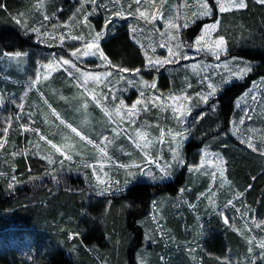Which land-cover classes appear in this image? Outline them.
<instances>
[{
  "label": "trees",
  "instance_id": "obj_1",
  "mask_svg": "<svg viewBox=\"0 0 264 264\" xmlns=\"http://www.w3.org/2000/svg\"><path fill=\"white\" fill-rule=\"evenodd\" d=\"M41 1L0 0V72L6 53H34L39 49L29 27L42 15L61 23L77 14L78 0H45V14L39 7ZM207 1L214 11L213 18L200 20L182 32L181 41L191 44L203 25L219 21L216 35H223L228 47L219 60H236L239 66H252V71L193 113L191 120L203 113L205 116L196 124L195 136L184 148L185 164L173 181L134 182L119 193L95 196L88 187L85 175L88 170L83 173L67 170L65 165L61 167V156L51 166L29 147L37 135L23 137L21 126L14 125L16 129L10 131L7 146L0 148V264H139V256L145 253L150 264H194L189 255L176 256L171 249L192 242L193 231L199 229L198 218L184 202L187 199L195 203L205 189L203 184L191 190L189 172L190 166L199 163L200 152L205 148L221 155L226 162L230 186L222 195L221 206L233 195L242 193L235 204L240 211L229 208L236 224L241 226L243 219L264 222V154L253 151L230 134L233 122L241 114L238 100L264 76V5L247 0L245 9L220 14L215 1ZM63 14H66L63 21L53 19ZM104 14L91 19L98 29L106 20ZM104 24L107 38L101 47L112 66L129 69L128 72L144 70L147 61L132 40L127 18L115 15ZM185 63L181 61L178 65ZM181 79L182 74H174L163 77L161 84L170 80L177 91L182 88ZM155 207L164 210L165 229L171 230L177 239V242L168 240L171 249L164 256L165 263L161 262L165 237L161 239L154 230H148L153 227ZM202 219L208 235L203 242L195 240L198 264H264L251 260L249 245L242 235L218 213L206 214ZM149 232L155 234V246L147 240ZM146 244L154 248L153 256L146 251ZM29 252L33 253L32 260L26 258Z\"/></svg>",
  "mask_w": 264,
  "mask_h": 264
},
{
  "label": "rangeland",
  "instance_id": "obj_2",
  "mask_svg": "<svg viewBox=\"0 0 264 264\" xmlns=\"http://www.w3.org/2000/svg\"><path fill=\"white\" fill-rule=\"evenodd\" d=\"M78 1L77 14H73L67 21H63L66 15L63 14L57 17L53 16L54 20L63 21L61 23L53 22L48 15V20H45V15H42L40 19L33 22L32 26L29 27V32L36 36L37 44L40 46L39 49L34 53L28 52L27 56L11 59L7 57L2 65V72H0V84L3 85L0 87V148L7 146L10 131L16 129L13 126L20 125V134L23 137L37 135L29 146L31 150L38 153L46 162H48V157L56 161V157L61 155L47 143V140H51L62 151L72 155V160H66L63 164L67 170L83 173L88 170L89 173L85 174L88 187L95 196L119 193L130 187L134 182L166 184L173 181V177L181 170L183 165L177 167L172 160L171 149L175 145L169 130H172L173 133L184 129L188 130L184 132V135L188 138L183 140L180 148L181 155L184 158V148L191 141L190 139L195 136L196 124L201 120L197 119L198 117L191 120V117L197 109H202L208 104L200 101L196 94L207 95L210 91L207 84L212 83L218 90L215 95L209 97V100L218 96L225 87L243 79L249 73L247 72L239 78L233 75L234 72L247 66L237 65L236 60H217L210 53L198 52L195 46L187 47L181 41L182 32L190 29L200 20L213 18L214 11L211 16H204L199 19L193 17V13L203 11L201 4L205 0H141L139 8L140 11L145 13V17H140L139 13L136 12L138 5L135 0ZM214 1L216 3V0ZM256 1L258 2V0ZM244 2L247 3V0H244ZM221 3L231 8L230 11L224 13L246 8L235 7L233 0H221ZM235 3L238 4L239 0H235ZM39 7L43 14L47 13L45 0L40 2ZM102 13H105L106 20L104 23L110 21L115 15L119 18H127L132 40L142 50L144 56L147 52L153 60L167 58V47H160L162 43H166L174 50L187 53V59L178 61L186 63L178 65V62H176L155 67L146 64V68L137 73L136 71L120 72L112 64L109 66L107 63L102 62L98 56L88 60H76L71 56V52L75 48L82 47V42L71 40V36H84L87 40L89 32L92 35H95L96 32H102L103 38L100 41V47L107 38L104 31L105 24L102 22L101 28L98 29L91 22L92 18ZM153 15H156L157 19L152 20ZM78 16H82V19ZM85 16L88 17L87 23L84 21ZM170 17L174 23H178L181 27L178 29L166 27ZM185 22L188 23L187 28L182 26ZM213 23H218V28L211 33V40L218 37L216 34L220 29L219 21L206 24ZM34 28L40 29L41 35L39 37L33 31ZM44 33L50 35L46 36ZM61 36L64 37L63 44L60 40ZM169 36L176 37V39L169 41ZM177 44L181 45L179 49H176ZM191 44H195V38L192 39ZM153 48L155 49L154 53ZM227 52L226 43V51L222 52L220 57ZM60 57L71 60L82 71L109 72L111 76L103 83L97 84L90 80L87 85L82 87L80 86V84H83L82 79L78 84L76 78L68 76L65 69L72 71L74 76H78V73L70 65L52 72H47L42 68V65L47 64L49 61H59ZM210 58L213 61L208 60ZM168 65H177V67L170 68ZM38 70L40 79L36 81ZM174 74L178 76L182 74V88L177 91L173 88V82L170 80L161 84L163 77L169 78ZM45 75H47V79H44ZM205 75L209 79L201 84L200 81ZM33 81L36 82L33 83ZM128 81L133 83L129 84ZM142 81H147L149 86L155 82L156 87L145 86ZM59 84H61L62 89H59ZM189 84H191V87H188ZM141 91L144 92L143 97L140 96ZM22 96L24 97L23 101L20 99ZM105 96H107V99H105ZM170 96H186L189 98L175 102L177 106L183 105L191 109V114L187 116L183 125L178 124L174 117L173 101L169 99ZM157 97L159 99H156ZM121 99L124 100L125 107L120 109V115H117V106ZM137 99H141L142 103L137 106V110H135L137 114L132 116L130 121L128 113L133 111L131 105ZM44 100L48 101L51 109L44 104ZM238 101V111L241 114L233 122L230 134L240 141L250 139L257 147V151L264 153V76L257 79ZM20 104H23L22 108L19 107ZM145 104H147L146 111L144 110ZM52 109H55L56 114L60 117L59 119L53 114ZM153 109H156V111L152 112ZM211 109L213 110L214 107ZM202 115L204 117L205 113ZM155 119L158 120L154 121ZM241 119L244 120L243 124L240 123ZM61 120L64 121L63 124L60 122ZM68 125L76 128L86 139L82 141L79 136L71 131ZM5 129H7L6 132ZM36 129H39L38 134L35 131ZM113 129L116 131L114 132ZM161 129L164 131L163 143L160 142ZM137 132H140L144 138L141 139ZM41 135L46 139L40 140ZM177 139H180V137H177ZM87 140H91L93 143L88 144ZM65 145H71L72 147L68 149ZM137 145L140 146L137 147ZM101 148L104 149L107 155L100 151ZM205 152L208 153L206 157L204 156ZM217 156L222 157L205 148L200 152L199 163L189 168L191 169L189 170L191 190L205 184V189L199 194L195 203H191L187 199L184 202L199 221V229L194 230L193 236L191 235V239L193 237L192 242L186 244L183 242L181 246L177 245L174 249H171L169 241L177 242L176 236L171 230H166L167 217L164 215V210L154 208L151 218L153 227L148 228V230L152 229L160 238L165 237L166 239L161 238L164 241L165 248L161 262H166L164 256L171 249L173 255H189L188 258L194 264L200 263L196 254V247H194L195 240L198 243L200 240L203 242L208 235L207 225L202 217L212 213H218L223 221L224 216H227L228 223L226 224L240 233L244 242L251 248V252L248 250L251 260L253 262H264V249L259 247V244L264 241V222L243 219L241 226L236 224L234 214L229 211V208L237 209L239 207L235 204L239 202L240 196L233 195L231 200L234 206L225 207L227 203L221 206L222 195L228 191L230 182L227 179L226 162L223 159V164L220 165ZM61 157L64 159L63 156ZM202 160L203 166H201ZM157 164L160 167L172 165L168 169L170 174L161 179L164 174ZM85 165H88V167H85ZM135 165H139V167ZM218 166L224 169L223 177L218 174ZM93 169H95V174H93ZM214 171L217 172L215 178L212 176ZM148 172H151L157 179L153 180L149 177ZM129 173H132V175H129ZM97 176L104 183H100ZM105 189L107 191H104ZM209 189H211V193ZM101 191H103V194L98 195L97 193ZM257 224L260 226L257 227ZM147 240L154 246L157 244L155 234L150 232ZM148 245L146 244V251L149 250L151 256H153L154 248L151 249ZM43 256V253L40 254L39 261ZM33 257V253L29 252L26 258L32 260ZM138 263L150 264L148 253L139 256ZM102 264L108 263L102 262Z\"/></svg>",
  "mask_w": 264,
  "mask_h": 264
},
{
  "label": "snow or ice",
  "instance_id": "obj_3",
  "mask_svg": "<svg viewBox=\"0 0 264 264\" xmlns=\"http://www.w3.org/2000/svg\"><path fill=\"white\" fill-rule=\"evenodd\" d=\"M136 4L138 5V7L136 8V12L139 13L140 17H145V13L140 11L139 5L141 3V0H135ZM258 2L261 5H264V0H258ZM234 6L238 7V8H245L247 7L246 3L244 2V0H239V3L236 4L235 0H233ZM216 6L218 7L219 12L224 13L227 11H230L231 8L229 6H225L224 4L221 3V0H216ZM201 8L203 9L202 12L200 13H193V17L194 19H199L202 18L204 16H211L213 15V9L212 7L209 6V3L207 2V0H205L204 3L201 4ZM117 15H119V13H117ZM162 18V17H161ZM45 20H48L49 17L47 15H45L44 17ZM152 20L157 19L156 15H153ZM178 19V17H177ZM88 17L85 16L84 17V21L85 23H87ZM19 22V21H18ZM183 28H187L188 27V23L185 22L183 25ZM166 27L168 28H176L178 29L179 27H181V25H179L178 23H174L173 19L170 17ZM218 28V23H213V24H206L203 26V28L201 29L200 35L196 36L195 38V44H187V47H196V51L198 52H206V53H210L213 57H215L217 60L220 59V55L222 52L226 51V39L223 35H219L218 37H216L214 40H211V33L215 32ZM33 31L36 33L37 37H39L41 35L40 29L39 28H34ZM44 35H50L49 33H44ZM164 35V34H162ZM103 38V33L102 32H96L95 35H92L91 32L88 33V39L86 40L84 36H71L70 39L71 40H79L82 42V47H78L75 48V50H73L71 52V56L73 58H75L76 60H80V59H84V60H88L89 58H95V57H99V59L102 62L107 63L109 66H111V62L108 60V57L105 55L104 51L101 49L100 47V41ZM173 39H176V37L173 36H169L168 40L171 41ZM61 43L63 44L64 41V37L61 36L60 37ZM160 47H167V52H168V57L161 60L159 58L153 60L151 56H149L147 54V52L145 53V58L147 60V64L151 67H155L157 65H162V64H170V63H176L179 60H183V59H187V53H182L178 50H174L173 47L169 46L166 43H162L160 45ZM181 47L180 44L176 45V49H179ZM153 53L155 52V49L153 48ZM7 57H9L10 59L13 57L19 58L22 56H27V53H21V52H16V53H6L5 54ZM71 66L72 69H75L76 73H78V76H74V73L72 71H68L67 69H65L67 71V74L69 77L72 78H76L78 84H80V80L82 79L83 84H80V86H85L87 85V83L91 80L97 84L103 83L105 82L108 77L111 76V73L106 72V73H93V72H88V71H82L80 68L77 67V65L75 63H73L71 60L69 59H64L63 57H60L59 61L53 62V61H49L47 64L42 65V68L47 71V72H52L58 68L64 67V66ZM118 71L120 72H128L130 71L129 69L126 68H119ZM137 73H139V69L135 70ZM252 71V66H247L245 68L240 69L239 71H236L233 73L234 76H236L237 78L242 77L245 73L247 72H251ZM47 75L44 76V79H47ZM40 79V72L39 70L37 71V76H36V81H39ZM209 77L207 75H205V77H203L200 81L201 84H204L206 80H208ZM36 81H33V83H35ZM129 84H132V81H128ZM142 83L145 86H149L147 81H142ZM149 87L151 88H155V82H153ZM188 87H191V84L188 85ZM207 88L210 89V91L208 92L207 95H201L200 93H197L196 95L199 97L200 101H202L203 103L207 104L209 101V97L212 95H215L217 93V87L214 86L212 83H208L207 84ZM87 90V89H86ZM111 90V89H110ZM27 95V94H25ZM140 96L143 97L144 96V92L141 91L140 92ZM95 98V97H93ZM115 98V97H113ZM254 98V97H253ZM21 101H23L24 97L22 96ZM105 99H107V96H105ZM156 99H159L158 97ZM170 100L173 101V113H174V117L177 120L178 124L183 125L186 122L187 116L191 114V109L190 108H186L183 105H179L177 106L175 104L176 101H179L181 99H189L188 97H181V96H170L169 97ZM44 104H46L50 109H51V105L48 104L47 100L43 101ZM142 103L141 99H137L132 105H131V109L133 111H130L128 113V117L131 121L132 116H134L136 113L135 110H137V106L140 105ZM19 107H23V104H20ZM86 107V105H85ZM125 107V102L123 99H121L119 101V105L117 106V115H120V109ZM144 110H147V104L144 105ZM107 111V110H105ZM52 112L54 115L57 116V119H59V115L56 114L55 109H52ZM203 115L198 116L197 119H202ZM250 118V117H249ZM62 124L64 123L63 120L60 121ZM134 123V121H132ZM240 123L243 124L244 120L241 119ZM68 127L71 129V131L73 133H75L77 136L80 137V139L83 141L86 138L84 136H82L80 134V132L77 131L76 128L71 127V125H68ZM7 131V129H5V132ZM36 133H39V129L35 130ZM113 131L115 132L116 130L113 129ZM188 131L187 129H184L183 131H176V132H172V130H169V134L172 137V141L174 142V147L171 149L172 152V160L174 162V164L179 167L185 164V160L183 158V156L181 155L180 152V148L181 145L183 143V140H186L188 137L186 135H184V132ZM137 135L141 137V139L144 138V136L140 133L137 132ZM160 136H161V143H163V137H164V131L163 129H161L160 132ZM177 137H180V139H177ZM40 140H45L46 138L44 136H40L39 137ZM105 139H107V137H105ZM47 143L51 145L52 149H55L56 152L60 153L61 156L64 157V159L59 161V164L61 165V167H63L64 162L67 161H71L72 160V155L69 153H66L64 151H62V149L60 147L57 146V144L52 143L51 140H47ZM88 144H92L93 142L91 140H87ZM241 143H246L248 145L249 148H252L253 151H257V147L251 142L250 139H242ZM140 145H137V147H139ZM66 148L71 149V145H65ZM100 151L102 153H104V155H107L106 152H104V149L101 148ZM264 154V153H262ZM208 155L207 152L204 153V156L206 157ZM48 163L49 164H56L57 161L53 160L51 157H48ZM217 160L219 162L220 165L223 164V158L217 156ZM136 167H139V165H135ZM158 167L159 164H157ZM201 166H203V160L201 162ZM85 167H88V165H85ZM123 167V166H122ZM172 165H166L164 167H160V171L164 174L163 177H161V179H163L164 177L168 176L170 173L168 172V169L171 168ZM191 170V169H189ZM93 174H95V169H93ZM218 174L220 177L224 176V169L223 167H219L218 166ZM129 175H132V173H129ZM147 175L149 177H151L153 180H156L157 177L153 176L151 172H148ZM217 175V172L214 171L212 172V176L215 178V176ZM13 179H15V177H13ZM255 179V178H253ZM97 180L100 183H104V181L100 180L99 176H97ZM11 187V185H10ZM104 191H107V189H105ZM209 192L211 193V189H209ZM98 195H102L103 191L98 192ZM204 195V194H201ZM242 193H237V196H242ZM228 206H234L232 200H228L227 204L225 205V207ZM237 212L240 211V209H236ZM221 215H223V213H221ZM224 222L228 223V217L224 216ZM260 225L257 224V227H259ZM249 243H251V241H249ZM259 247L261 249H264V241H262L259 244ZM249 252H251V248H249Z\"/></svg>",
  "mask_w": 264,
  "mask_h": 264
}]
</instances>
